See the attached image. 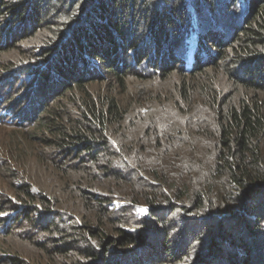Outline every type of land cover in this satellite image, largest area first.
<instances>
[{
	"label": "trees",
	"instance_id": "obj_1",
	"mask_svg": "<svg viewBox=\"0 0 264 264\" xmlns=\"http://www.w3.org/2000/svg\"><path fill=\"white\" fill-rule=\"evenodd\" d=\"M140 3L142 8L138 10ZM41 11L52 19V26L41 33L38 46L22 52L18 63L7 71L15 77L14 81L22 73L31 81L34 95L29 100V113H36L33 123L44 132L47 144L57 147L61 156L83 160L86 155L93 162L92 167H87L92 184L99 186L106 178H122L121 174L108 175L111 164L123 169L136 162L143 166L144 147L138 141L128 142L127 130L137 127L144 118L138 116L135 121L113 96L101 98L88 91V82L82 78L85 72L91 74L87 69L102 67L122 84L127 71L120 72L119 65L125 60L118 53L127 59L136 53L138 62L150 56L149 46L133 45L140 34L152 41L150 49L162 59L151 68L158 78L168 74L166 57L177 65H188L191 59L189 71L196 69V74L209 67L217 68V53L227 51L229 62H223L221 67L232 76L233 83L240 88L264 90V0H0V30L4 28L0 41L12 37L15 45L31 31H40ZM16 28L18 31L13 34ZM6 64L9 66L10 62ZM137 76L143 78L140 73ZM3 81L0 80V88ZM204 90L213 105L217 102L213 108L215 132L201 133L208 139V152L201 159L179 154L170 174L158 170L151 173V167L145 170V176L169 189H161L159 201L163 205L154 204L156 200L150 198L146 202L162 226L158 228L146 221V227L135 232L118 227L115 235L90 226L89 221L83 224L71 220L60 226L54 219L62 220V216L53 208V200L33 194L28 185L18 190L26 201L20 205L11 203L15 212L11 222L25 218L35 223V218H40L43 231L56 229L63 241V245H56L58 252L66 255L71 249L77 251V259L71 264H163L193 255L197 257L195 264H264V102L242 99L236 104L228 103L218 91L209 87ZM188 92L186 84L179 89L185 99L189 98ZM220 99L222 103L218 102ZM67 103L73 105L71 109L76 113L65 108ZM12 104L7 107L5 98L0 96V121L6 116H10L3 120L7 124L17 121ZM165 123L158 127L149 119L143 124L146 131L138 136H151L155 142L163 133L171 136L165 131L171 126ZM167 144L159 141L154 146ZM100 153L105 154L104 165L96 163ZM190 163L193 167H188ZM85 169L86 166L81 171ZM189 174L198 179L191 180ZM150 179L141 178L137 185L150 188ZM187 180L190 182L184 184ZM179 188H183L181 195L177 193ZM172 195L185 204L177 207L171 201ZM82 196L94 200L104 211V195L83 190ZM167 208L188 219L185 234L198 231L196 240L206 250L204 257L191 251L188 240L183 238L176 248L171 247L167 228L171 226L172 211L167 214ZM177 224L173 222L174 228H178ZM152 228L158 230L150 236ZM213 229L217 231L212 233ZM201 239L207 243L202 244ZM81 241L86 245H80ZM135 247L139 248L133 250ZM8 257V264H32L18 256Z\"/></svg>",
	"mask_w": 264,
	"mask_h": 264
},
{
	"label": "rangeland",
	"instance_id": "obj_2",
	"mask_svg": "<svg viewBox=\"0 0 264 264\" xmlns=\"http://www.w3.org/2000/svg\"><path fill=\"white\" fill-rule=\"evenodd\" d=\"M6 8H3L2 11L5 12ZM141 8L142 4L140 3L137 5V9L140 10ZM40 19L43 20L40 22V31L36 29L34 34L31 31L22 42L14 45L15 39L13 38L11 41L12 37L0 41V80H4L2 82L4 86L0 88V96L5 98L7 107L13 103L12 107L18 115L16 122L12 121L7 124L3 121L10 116H6L0 121V264H8L6 260L9 258L8 256H18L32 264H71L77 259L75 249H71L66 255L58 252L56 245H63L61 234L56 229L48 232L43 231L40 228L42 224L38 222L40 218L38 220L35 218V223L25 218L18 223H12L15 212L11 203L20 205L26 201L24 195L19 196L18 194V190L23 185H28L33 194H38L40 197L46 196L53 200V208L62 216V220L54 219L60 226L63 223L68 224L71 220L83 224L89 221L90 226L94 228L99 226L105 229L106 234L109 235H115L118 227L135 232L144 226L146 227V221L159 228L162 226L161 222L156 221L146 202L150 198V200H156L154 204L163 205L161 200L159 201L161 189H169L160 186L157 179H150L145 176V170L151 167V173L158 170L161 174H170L169 171L176 165L177 162L175 161H178L179 154L201 159L208 152L206 148L208 139L204 137L206 135L203 136L201 133L208 135V133L215 132L216 121L214 120L213 108L217 102L215 101L216 103L213 105L211 97L208 96L209 94L205 92L204 88L209 87L218 91L221 99H225L228 103L235 102L236 104L238 100L242 99L264 102V90H249L236 86L231 80L232 76L221 67L223 62H229L230 52L227 51L222 52V54L217 53V58L214 60V63L218 62L217 68L209 67L196 74H194L196 69L189 71L193 63L191 59L188 65H177L170 62L166 57L165 68L168 74L164 77H156L157 74H153L151 70L152 64H158L162 59L159 60L150 49L152 41L146 40L145 34L143 36L140 34L133 41V45L138 46L143 43L147 47L149 46L147 50H149L150 56L148 59L138 62L136 53L132 52L128 59L118 53L121 60L126 61V64L124 61L123 65H119L120 72L127 71L122 84L107 74L102 67L94 70L87 69L91 74L87 75L85 72L82 78L88 82V91H92L101 98L113 96L135 121L138 116L144 118L137 127H131L127 130L128 142L132 141L134 144V141H138L141 148L144 147L141 155L143 166L136 162L123 169L119 165L111 164L109 168L112 172H109L108 175L119 176L121 174L120 177L122 178L112 180L116 178L112 177L110 181L106 178L101 182L102 186H98L96 182L92 184L89 175L91 170L87 167L91 166L93 162L87 160L86 155H83V160L61 156V151L57 147L47 144L44 132L33 123L36 113H29V100H33L32 95H34L31 81L28 82L27 78L24 77L26 73L17 75V81H14L15 77L9 76L11 74L7 71L11 69L9 67H14V64L18 63L22 52L27 53L32 47L38 46L37 42H40L41 33L46 32V29L52 26V19L47 18L44 11L40 12ZM16 30L18 31V28L14 30L13 34L16 33ZM229 38L231 35L227 39ZM229 43L228 41L225 44L228 45ZM21 58L24 60L23 57ZM24 61L26 62V60ZM8 62H10L9 66L6 64ZM212 65L214 64L212 63ZM78 67L85 69L83 64H79ZM125 67L126 69H124ZM137 73L142 74L143 78L137 76ZM21 82L23 83L20 84ZM183 84L189 88V98L186 99L179 94V89ZM59 90L58 88L55 92L58 94ZM52 96L55 95L52 94ZM221 99L218 102L222 103ZM72 106V104L67 103L65 108L76 113L74 108L71 109ZM170 110L176 113L167 114ZM149 119H152V122L154 121L158 127L165 122L171 126L165 131L172 138L163 133L162 136L159 135L158 142L163 144L172 142L176 145L170 147L167 144L155 148L154 145L158 142L152 141L151 136H138V133L143 134L146 131L143 124ZM127 120H125V125L129 127L130 124L127 123ZM140 138L143 140L139 141ZM132 153L133 151H131ZM100 154L99 161L96 163L104 165L106 164L105 154ZM137 155L135 157H139ZM84 166L86 169L81 171ZM188 167H193V164L190 163ZM98 171H100L99 168ZM134 171L135 175H133ZM141 178L143 181L150 179L151 187L138 186L142 181ZM188 178L193 181L198 179L196 175L192 176L191 174L188 175ZM189 182L187 180L183 183L188 184ZM83 190H87L88 193L99 192L104 195L107 198L104 211L94 200L85 199L82 196ZM182 191L183 188H179L178 195H181ZM171 197V201L177 207L180 208V205L185 204L182 200L176 199V196L172 195ZM167 209V214L172 211L171 223L169 222L171 226L167 228L169 235L167 241L171 247L176 248L179 239L183 238L185 241L188 240L187 246H190L191 251L199 253L200 258L204 257L206 250H202L203 246L199 247V241L196 240L198 231L190 230L187 232L188 235L185 234L184 227L188 219L177 216V211L172 208ZM173 222L179 223L177 224L178 228H174ZM157 230V228H152L149 235L153 236ZM182 231L183 233H181ZM216 231L217 229H213L212 233ZM201 240L203 241L202 244L207 243V241ZM80 245L84 246L86 242L81 241ZM137 248L139 247H135L133 250ZM180 248L182 249L181 246ZM196 261L197 257L193 255L192 257H184L180 262L170 260L163 264H195Z\"/></svg>",
	"mask_w": 264,
	"mask_h": 264
}]
</instances>
